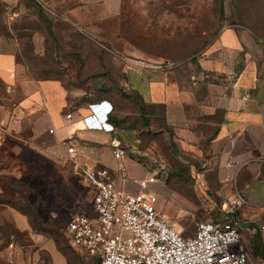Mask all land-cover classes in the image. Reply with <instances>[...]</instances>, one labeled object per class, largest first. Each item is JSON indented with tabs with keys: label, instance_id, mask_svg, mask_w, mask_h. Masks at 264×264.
<instances>
[{
	"label": "crops",
	"instance_id": "0c3cea01",
	"mask_svg": "<svg viewBox=\"0 0 264 264\" xmlns=\"http://www.w3.org/2000/svg\"><path fill=\"white\" fill-rule=\"evenodd\" d=\"M36 1L49 30L79 32L93 42L69 45L79 50L75 72L70 67L36 77L24 53L43 56L45 36L36 31L25 50L17 36L0 35V177L8 173L6 159L17 161L12 174L19 176L41 161L71 168L69 146L82 165L115 169L112 135L85 122L90 104L108 103L110 121L127 149L128 188L136 192L135 181L169 170L171 182L151 184L169 221L188 209L198 220L219 219L242 195L240 231L264 264V37L241 23L225 26L196 56L175 62L131 39L157 23L144 3H130L145 0ZM35 12L39 17V9ZM180 189L196 196L179 195ZM0 264L71 263L53 238L0 200Z\"/></svg>",
	"mask_w": 264,
	"mask_h": 264
},
{
	"label": "rangeland",
	"instance_id": "374dc122",
	"mask_svg": "<svg viewBox=\"0 0 264 264\" xmlns=\"http://www.w3.org/2000/svg\"><path fill=\"white\" fill-rule=\"evenodd\" d=\"M234 1L239 3L248 25L264 26V15L261 13L264 11V0L259 1L257 5L253 0H145L130 3H144L148 9L153 10L157 23L153 26V31L133 33L130 35L131 39L153 55L164 56L175 62L186 61L200 53L222 28L240 25L236 15L233 17L236 23H231L230 18L226 17L235 10L232 4ZM222 2L226 9L225 17L221 13ZM37 10L32 0H0V31L5 30L20 38L26 44L25 50L30 46L36 31L45 36L46 50L43 56L33 50L24 53V59L34 76L63 74L70 67L72 72H75L79 63V50L72 49L69 45L84 46L86 42L93 40L73 31L50 33L47 15L45 19L37 17ZM138 19L141 20L140 17ZM58 27L64 28V25L59 24ZM89 51L96 53L92 48H89ZM67 57L68 59H65ZM90 69L95 71L96 66L92 65ZM156 164L160 169L159 160ZM3 165L9 170L1 176L3 191L0 193V200L27 215L33 227L35 221H32L29 207H34L42 220V229L48 231L44 233L54 239L70 263L91 264L86 255L72 247L64 227L76 215L94 214L93 188L74 174L73 167L63 169L51 162L41 161L32 168H24L19 176L12 174L17 166L15 159H6ZM166 171L167 182H171L172 176L169 170ZM178 191L179 195L185 197L196 196L191 190ZM161 200L164 201V198L161 197ZM205 213L208 215L207 211L204 215ZM197 220L198 217L193 216L192 210L188 209L182 214H174L173 221L170 222L174 224V221H178L179 225H174L185 237H190L195 235L196 224L201 221ZM34 229L40 232L39 228Z\"/></svg>",
	"mask_w": 264,
	"mask_h": 264
},
{
	"label": "built area",
	"instance_id": "2783aa9c",
	"mask_svg": "<svg viewBox=\"0 0 264 264\" xmlns=\"http://www.w3.org/2000/svg\"><path fill=\"white\" fill-rule=\"evenodd\" d=\"M89 108L86 126L112 135L109 145L116 167L82 165L75 147H68L74 173L94 190V214L76 215L64 227L72 247L100 264H259L240 231L242 195L219 219L198 221L195 235L185 237L159 210V194L151 189L155 182L164 184L166 171L135 181L138 190L132 192L127 186V149L110 121L113 107L101 102Z\"/></svg>",
	"mask_w": 264,
	"mask_h": 264
},
{
	"label": "trees",
	"instance_id": "16d2710c",
	"mask_svg": "<svg viewBox=\"0 0 264 264\" xmlns=\"http://www.w3.org/2000/svg\"><path fill=\"white\" fill-rule=\"evenodd\" d=\"M32 1L34 2V4L39 9V12H40L39 17H41L43 19L45 17V15L43 13L42 6L36 0H32ZM253 1H255V5H257L259 3V1H261V0H253ZM232 4H233V8H235L236 11L233 10L232 13H231V15L226 16L224 3L223 2L221 3V13H222V16L223 17L226 16L227 18H230L231 23H236V20L233 19V17L236 15V17L238 18V20L240 21V23L242 25H244V26L248 27L249 29H251L257 36L264 37V26H262V25H259L258 26V25H254V24H252L251 26L248 25L247 22H246V20L244 19V16L245 15H244V13H243V11H242L239 3H237V1H234ZM261 13H262V15H264V11H262ZM47 22L50 24V22H49L48 19H47ZM49 32L52 33L51 30H49ZM1 34L9 35V33H7L5 30H3L2 32L0 31V35ZM0 182H2V177H0ZM29 212H30V215L33 217L32 221L33 222L35 221L34 224H33L34 227L37 228V229L39 228V231L40 232H43V233L44 232H48V231H45V230L42 229V227H41L42 226V223H41L42 220H40L36 209L34 207H31L30 206L29 207ZM38 224L40 225V227H38Z\"/></svg>",
	"mask_w": 264,
	"mask_h": 264
}]
</instances>
